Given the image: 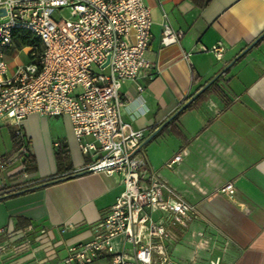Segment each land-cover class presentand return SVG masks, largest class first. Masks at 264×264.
<instances>
[{"label": "crops", "instance_id": "0c3cea01", "mask_svg": "<svg viewBox=\"0 0 264 264\" xmlns=\"http://www.w3.org/2000/svg\"><path fill=\"white\" fill-rule=\"evenodd\" d=\"M143 2L151 9V39L144 54L149 67L123 82L119 96L124 132L141 130L145 140L264 32V0H209L202 7L192 0ZM164 18L183 32L177 43L161 44ZM217 42L225 47L220 60L203 50ZM89 140L75 138L67 116L34 113L18 125H0V188L55 180L0 200V241L21 232L45 237L26 256L5 264H64L70 246L93 237L123 183L117 173L88 169L94 157L81 144ZM59 145L68 156L60 167L55 159ZM138 153L146 161L143 184L157 173L196 211L187 227H170V264H264V36ZM177 153L181 162L166 168ZM26 155L34 159L30 173ZM227 182L233 194L218 190ZM151 217L160 222L164 213L153 211ZM147 232L140 227L141 244L148 243ZM113 245L118 252L133 253L123 237L114 238ZM108 261L99 257L85 264Z\"/></svg>", "mask_w": 264, "mask_h": 264}, {"label": "built area", "instance_id": "2783aa9c", "mask_svg": "<svg viewBox=\"0 0 264 264\" xmlns=\"http://www.w3.org/2000/svg\"><path fill=\"white\" fill-rule=\"evenodd\" d=\"M0 125H18L30 114L67 116L83 152H92V171L117 173L123 190L94 227L93 237L68 248L64 264H85L109 257L108 264H170V227H187L195 208L181 199L157 173L143 184L146 161L138 153L144 132L129 129L121 118V84L141 76L149 63L144 54L151 39V9L143 0H0ZM62 9L70 17L52 18ZM15 29L27 30L40 44L24 47L28 62L9 73L7 52ZM181 30L164 18L160 42L177 43ZM220 60L225 47L217 42L203 48ZM139 89H141L139 87ZM16 131L15 137H20ZM182 160L177 153L165 162L172 169ZM4 162L0 163V168ZM233 194L231 182L218 189ZM167 197L164 198L163 192ZM161 211L156 222L151 212ZM145 225L148 243H140ZM27 230H31L28 227ZM123 237L132 255L115 250Z\"/></svg>", "mask_w": 264, "mask_h": 264}, {"label": "trees", "instance_id": "16d2710c", "mask_svg": "<svg viewBox=\"0 0 264 264\" xmlns=\"http://www.w3.org/2000/svg\"><path fill=\"white\" fill-rule=\"evenodd\" d=\"M195 4L199 5L200 7L204 6L206 3L209 2V0H192ZM262 40V38L257 42L259 43ZM36 46L37 49L40 51V44L39 41L32 36V34L27 31V30H20V29H15L13 31L12 34V47L10 48V50L8 52L11 51H19L24 47H33ZM228 71L225 70L223 72V74ZM217 80L212 83L209 87H207L201 94H199L192 102H190L187 106H185L174 118H172L156 135H158L169 123H171L174 119L177 118V116L183 112L184 110H187L191 107H193L197 101H199L201 99V97L204 95V93L206 91H208L211 87H213L216 84ZM192 97L189 96L187 97L181 104L184 105L190 98ZM55 159L57 161V165L60 167L62 166V164L66 163L68 156H67V150L66 147L63 145H59L57 150L55 151ZM26 166H25V170L30 173L33 172L35 170V165H34V159L32 157H30L29 155L25 156L24 159ZM55 180L52 177H49L45 180H41L38 182H34V183H30L27 186H25L26 188H28L29 190H25L24 192H29L32 191L33 189H31L30 187L34 186V185H39L42 183H47L46 185H49L50 183L54 182ZM25 187L22 188H18V187H13L12 190H10L9 188H0V200L7 198V197H11L14 196L16 194H14V192H19V190L24 189ZM9 190V191H8ZM23 192V193H24ZM29 223H25L23 224L21 227L25 228Z\"/></svg>", "mask_w": 264, "mask_h": 264}, {"label": "rangeland", "instance_id": "374dc122", "mask_svg": "<svg viewBox=\"0 0 264 264\" xmlns=\"http://www.w3.org/2000/svg\"><path fill=\"white\" fill-rule=\"evenodd\" d=\"M61 16L68 19L70 17L69 11L67 9H62L58 13L55 12L52 18L57 20ZM26 51L25 49L18 54L12 51L8 52L7 67L9 73H11L16 66L24 65L28 62ZM44 238L45 237L39 238V235H35L33 232H21L5 236L3 240L0 241V264H5L11 257L26 256L29 251H33L36 244H42Z\"/></svg>", "mask_w": 264, "mask_h": 264}, {"label": "water", "instance_id": "95a60500", "mask_svg": "<svg viewBox=\"0 0 264 264\" xmlns=\"http://www.w3.org/2000/svg\"><path fill=\"white\" fill-rule=\"evenodd\" d=\"M0 13L2 15L5 14L4 9H0ZM264 36V32L259 35L254 41H252L246 48H244L230 63L226 65V67L214 76L209 82H207L198 92H196L184 105H182L169 119H167L162 125H160L151 135H149L139 146V148L147 143L150 139H152L176 114H178L185 106H187L190 102H192L199 94H201L207 87H209L212 83H214L219 77L223 74L225 70L230 68L238 59H240L243 55H245L262 37ZM47 183H43L41 185H37L33 188L41 187L46 185Z\"/></svg>", "mask_w": 264, "mask_h": 264}]
</instances>
